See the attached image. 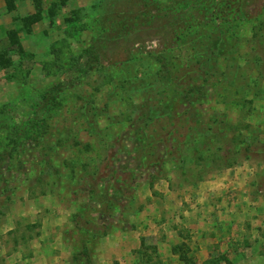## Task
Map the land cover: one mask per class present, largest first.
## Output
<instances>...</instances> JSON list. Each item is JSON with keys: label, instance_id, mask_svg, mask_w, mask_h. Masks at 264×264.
<instances>
[{"label": "rangeland", "instance_id": "rangeland-1", "mask_svg": "<svg viewBox=\"0 0 264 264\" xmlns=\"http://www.w3.org/2000/svg\"><path fill=\"white\" fill-rule=\"evenodd\" d=\"M0 264H264V0H0Z\"/></svg>", "mask_w": 264, "mask_h": 264}, {"label": "trees", "instance_id": "trees-1", "mask_svg": "<svg viewBox=\"0 0 264 264\" xmlns=\"http://www.w3.org/2000/svg\"><path fill=\"white\" fill-rule=\"evenodd\" d=\"M7 1V3H8V6H9V8H13L14 7V0H6ZM34 17H28V19H27V21L29 22V20H32ZM222 27H223V32H228V31H231L232 30V28H233V26L231 25H229V24H223L222 25ZM210 43V42H209ZM162 61H163V63H162V65H161V68L159 69V72L160 73H162V74H165V75H171L172 77L174 76V78H175V80H176V77H177V75H176V73L174 74V71L172 70V69H170V62L169 61H167V59L165 58V59H162ZM197 88H200V86H195L192 90H191V92H188V97H193L194 95H193V93H194V91L197 89ZM205 142V140H203V143Z\"/></svg>", "mask_w": 264, "mask_h": 264}, {"label": "crops", "instance_id": "crops-1", "mask_svg": "<svg viewBox=\"0 0 264 264\" xmlns=\"http://www.w3.org/2000/svg\"><path fill=\"white\" fill-rule=\"evenodd\" d=\"M188 212L186 211L185 214H187Z\"/></svg>", "mask_w": 264, "mask_h": 264}]
</instances>
